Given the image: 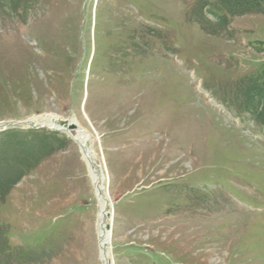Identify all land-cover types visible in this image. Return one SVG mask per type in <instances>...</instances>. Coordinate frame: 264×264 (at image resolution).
Returning <instances> with one entry per match:
<instances>
[{
    "label": "rangeland",
    "instance_id": "374dc122",
    "mask_svg": "<svg viewBox=\"0 0 264 264\" xmlns=\"http://www.w3.org/2000/svg\"><path fill=\"white\" fill-rule=\"evenodd\" d=\"M263 69L264 7L0 0V264H102L98 170L114 264H264Z\"/></svg>",
    "mask_w": 264,
    "mask_h": 264
},
{
    "label": "bare ground",
    "instance_id": "6f19581e",
    "mask_svg": "<svg viewBox=\"0 0 264 264\" xmlns=\"http://www.w3.org/2000/svg\"><path fill=\"white\" fill-rule=\"evenodd\" d=\"M42 54V53H39ZM59 105V104H58ZM63 106V105H62ZM63 110V109H62ZM78 116H76L77 118ZM34 118V117H33ZM78 119V120H77ZM75 121H70L67 118L66 119H57V118H34L30 119V122H27L28 124H32L35 126L42 127L43 123L52 122L54 124H65V125H82V122L79 118H77ZM115 120V119H114ZM113 120V121H114ZM42 122V123H41ZM77 141L80 143L82 148L85 149V156L88 158H92V152L86 148H89L90 145H85L87 143L86 137L83 136L82 132H79V136ZM92 169H95V166L91 167ZM97 175V190H96V200H97V206H98V212H97V236H98V257L99 261L102 264H114L112 253H111V242H112V231L111 229L108 230V227H112L113 225V218H114V209H113V198L110 197V187H108V178L104 177L102 175V172L100 170L96 171ZM96 179V178H95Z\"/></svg>",
    "mask_w": 264,
    "mask_h": 264
},
{
    "label": "trees",
    "instance_id": "16d2710c",
    "mask_svg": "<svg viewBox=\"0 0 264 264\" xmlns=\"http://www.w3.org/2000/svg\"><path fill=\"white\" fill-rule=\"evenodd\" d=\"M226 5L229 13H252L256 12L264 7V0H219ZM247 88L250 89L251 94L255 99L259 98L258 103L260 111L254 113L256 117L264 120V69L255 78L251 79L247 84ZM4 184L0 183V190H2Z\"/></svg>",
    "mask_w": 264,
    "mask_h": 264
},
{
    "label": "water",
    "instance_id": "95a60500",
    "mask_svg": "<svg viewBox=\"0 0 264 264\" xmlns=\"http://www.w3.org/2000/svg\"><path fill=\"white\" fill-rule=\"evenodd\" d=\"M110 229H111V227L109 226V227H108V230H110Z\"/></svg>",
    "mask_w": 264,
    "mask_h": 264
}]
</instances>
